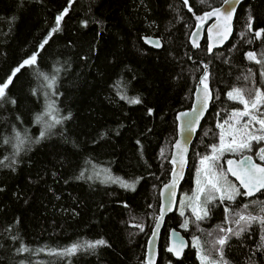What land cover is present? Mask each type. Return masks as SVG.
I'll return each mask as SVG.
<instances>
[{"label": "trees", "instance_id": "1", "mask_svg": "<svg viewBox=\"0 0 264 264\" xmlns=\"http://www.w3.org/2000/svg\"><path fill=\"white\" fill-rule=\"evenodd\" d=\"M222 1L0 0V83L38 53L36 65L16 73L7 98L0 100V264H145L159 188L172 167L176 113L191 105L203 75L213 99L191 143L176 209L161 229L157 261L199 264L193 246L175 258L166 244L172 227L187 235L178 208L188 215V204L180 195L192 191L201 159L218 156L216 174L225 172L228 185L241 192L227 175L226 161L248 153L264 164L257 155L264 141H253L250 150L213 151L217 122L243 106L227 91L236 87L249 98L264 90V63H257L264 62V32L256 36L264 30V0L238 6L224 46L208 49L203 37L192 48L189 34L198 18ZM66 8L59 30L52 32ZM143 35L159 36L161 48L147 45ZM40 73L55 77L51 88ZM134 98L140 103L128 102ZM50 124L54 127H46ZM209 195L201 193L199 199L207 216L188 219L192 226L195 221L206 248H221L218 239L207 241L211 231L226 237L223 256L219 251L210 257L226 264H264V225L242 221L246 224L223 234L236 207L264 215V192L223 202L217 194L209 201ZM97 240L106 244L87 247ZM72 244L84 246L71 255L56 254ZM22 245L30 251L19 253Z\"/></svg>", "mask_w": 264, "mask_h": 264}, {"label": "snow or ice", "instance_id": "2", "mask_svg": "<svg viewBox=\"0 0 264 264\" xmlns=\"http://www.w3.org/2000/svg\"><path fill=\"white\" fill-rule=\"evenodd\" d=\"M185 2H187V0H185ZM224 4L228 5L229 0H224ZM67 11L68 9L66 8L64 12H62L60 15L56 17V22H55L56 26L52 29V32L59 30L60 22L63 19V16L67 13ZM233 11L234 9L221 11L220 8H216L213 9L211 12L204 13V17L198 19L208 18L212 16H216L218 19L222 18L225 31L223 33L218 32L217 35L220 36L221 39H226L227 31H228V23L232 18ZM249 27H251L250 24ZM261 32H264V30L256 32V36L259 37L261 35ZM44 43H47V40H45ZM151 43H154L157 47L160 46L159 43L156 41H151ZM43 46H44L43 44L40 45L41 48H43ZM37 55L38 53H34L28 59H25L13 71V73L8 77L6 81L0 83V100H5L7 98V90L9 89L10 84L13 82V77H15L16 73L20 72L22 68L36 65ZM248 58L251 60L256 59L254 53H248ZM257 63H264V62L257 61ZM40 75L43 76L44 81H47L46 86L51 88L55 81V77L50 78L48 76H45L43 73H40ZM261 75H264V73H262ZM206 80H207V76H204L201 82L204 83V81ZM204 88H205V97L207 98L206 84H204ZM35 94H36V90L34 89L33 95ZM227 96L230 100H235L238 101L240 104H242L243 110L233 112L232 116L228 121H224V124L218 125L221 128V136H220L221 143L219 145V148H217V146L214 145L213 151L214 153L216 151H219L222 154L224 151L237 152L245 149L250 150L253 141L257 143L264 141V112H262V108H264V90L256 89L253 96L246 98L242 89L234 88L227 93ZM122 98L127 99L126 96ZM10 102L12 104L16 103L14 99H12ZM128 102L135 104V103H140V100L139 98H134L129 100ZM257 113H260V115H257ZM182 115H186V113ZM240 117H249V119L245 121L241 127H236L234 124L231 123L232 120H237L238 123V118ZM41 119L42 117L40 115H37L36 117L37 122L41 121ZM254 122L255 124H259V128L256 130V132L252 131V128L254 127ZM55 123H61V121L56 120ZM225 125H228L230 129V131L228 132V136H230V140L227 142L225 141V132H224ZM46 127L48 128L54 127V124L47 125ZM40 136L44 137L45 132L42 131L40 133ZM19 143L23 144V141L21 140ZM176 146L180 147L179 143H177ZM257 155L259 156V159L261 161H264V147H261L259 149ZM216 159H218V156L216 155H213L211 157L206 156L201 159V165L205 166L203 168L205 175L204 186L199 187L200 181L199 180L197 181L198 193H204V192L210 193L209 201L217 198L215 195H211V194H219V200L223 202L225 200L234 201L237 196L252 197L256 193L264 192V164H258L253 162L251 157H245L244 159H241L239 161L228 160L227 163L229 165V168L227 169V171L237 178V180L240 183V186L244 189V191L241 192L240 189L237 188L235 185H228L226 181L224 183H221V181L224 180V177L222 175H217L215 172H213L212 165H206V161H210V160L215 161ZM232 165L235 166L233 167ZM81 177H83V172H81ZM120 183L125 188H134V184H129L124 181H120ZM174 183L175 181H173V184ZM190 199L199 201L200 197L199 195H197L194 198H190ZM260 203H261L260 211L261 213H264V202H260ZM247 207L248 205H245V208ZM192 211L197 221L204 219L208 214L207 209L199 204H193ZM225 211L227 212L228 209H225ZM181 215H183V212H181ZM241 221H247V222L258 221L259 223L264 225V215H259V216L241 215L239 219L236 221V223L239 224ZM187 226H188V221L186 220L181 225V227L187 228ZM228 231L230 232L231 229H228ZM153 235H155V233ZM235 235H240V233L236 232ZM216 243L221 246L219 251L222 257L223 256L222 246L226 243V237L219 239ZM105 244L106 241L97 240L95 242H88L87 247L95 248L97 246L105 245ZM83 246L84 245H80V244H72L70 247L56 254L71 255L74 254L79 248ZM192 246L197 248L198 256L201 260V264H206L207 257H205L202 254V247L200 244L199 237H193ZM184 247L185 245L183 241H181L179 244H176L174 242L172 247H170L168 250L170 252H173L177 257H179L182 254ZM17 251L19 253H25V252H29L30 250L22 245ZM39 251H44V249H40ZM224 264H226V262H224Z\"/></svg>", "mask_w": 264, "mask_h": 264}, {"label": "water", "instance_id": "3", "mask_svg": "<svg viewBox=\"0 0 264 264\" xmlns=\"http://www.w3.org/2000/svg\"><path fill=\"white\" fill-rule=\"evenodd\" d=\"M243 1L244 0H229V4L225 5L223 0L218 6L204 11L203 17L204 13L211 12L213 9L216 8H220L221 11L234 9L232 18L228 23L227 38L221 39L220 36L217 35L218 32L223 33L225 31L222 18L218 19L216 16L203 18L195 23L193 29L189 34V40L192 45V48H196L201 43L203 37H205L206 39L208 49L220 48L224 46L233 34L235 15L238 6ZM142 40L147 45L154 48H161L162 46V40L157 35H143ZM151 41L158 42L160 46L157 47L154 43H151ZM202 78L203 75H200L194 87L191 105L189 107H185L178 110L176 113V137L172 143L169 157V161L172 167L168 179L163 182L159 188L158 214L153 223L152 231L147 240L145 251V264H150V262L151 264H157L161 229L163 227L166 216L176 209L180 185L187 171L189 161L188 156L190 152L191 143L194 140L196 133L199 130L200 125L203 119L205 118L207 111L210 108V103L213 99V91L210 85L205 81L204 83H202ZM204 84L207 85V98L205 97ZM185 113L186 115H182ZM177 143H179L180 147L176 146ZM245 157H251L253 162L263 164L256 160L253 155L248 153L238 157H230L228 160L239 161L241 159H244ZM228 160L226 161V169L229 168V165L227 163ZM232 166L234 167L235 165ZM228 174L240 186V183L237 178L233 176L230 172H228ZM173 181H175L174 184ZM241 189L243 188L241 187ZM154 233L155 235H153ZM181 241H183L185 247L183 249L182 254L177 257L173 252H170L168 249L172 247L174 242L176 244H179ZM189 245V238L180 229L176 227H172L169 229L168 244L166 249L175 258H180Z\"/></svg>", "mask_w": 264, "mask_h": 264}, {"label": "rangeland", "instance_id": "4", "mask_svg": "<svg viewBox=\"0 0 264 264\" xmlns=\"http://www.w3.org/2000/svg\"><path fill=\"white\" fill-rule=\"evenodd\" d=\"M234 88H236V87H234ZM233 88V89H234ZM232 89H230L229 91H231ZM229 91H227V93L229 92ZM243 110V106L241 107V108H235V109H232V111H231V115H230V117L232 116V113L233 112H237V111H242ZM262 112H264V108H262ZM257 115H260L259 113H257ZM249 119V117H244V119H242V117H240V118H238V123H237V120H232L231 121V123L232 124H234L236 127H241L243 124H244V122L245 121H247ZM229 119H226V120H221L219 123L217 122V126L218 125H221V124H224V121H228ZM218 128H219V137H218V141H217V143H216V146H217V148H219V145H220V143H221V140H220V136H221V128L218 126ZM259 128V125H256L255 123H254V127L252 128V131L253 132H256V130ZM230 131V129H229V127H228V125H225L224 126V132H225V141L227 142V141H229L230 140V136H228V132ZM257 134H259V133H257ZM264 147V146H263ZM212 156V154H210L208 157H211ZM201 163V162H200ZM217 164V162L216 161H212V162H210V161H206V165H212V171L213 172H215L216 173V167H215V165ZM205 166H202L201 165V170L200 169H197L196 170V172H195V174H194V183H193V189H192V191L191 192H186V191H183L182 193H181V195H180V201H182V203L183 204H185L186 203V201H187V204H188V215L185 213V208H183V209H179L178 208V210H179V215L183 218V219H186L187 221H188V226H187V228H184L185 229V231H186V233H187V236H188V238H189V242H190V245L192 246L193 245V237H199L196 233H195V221H194V226H192L191 225V222L189 221V219H188V216L190 215V217H191V219H195V215L193 214V211H192V205L193 204H199L200 205V201H196V200H194V199H190V198H194L195 196H197V195H199V197H201V193H198V191H197V189H198V184H197V181L199 180L200 181V185H199V187H203L204 186V181H205V175H204V171H203V168H204ZM227 175L229 176V177H231L229 174H228V172H227ZM223 177H224V180H222L221 181V183H224L225 181L227 182V184H228V181H227V179H226V176H225V172L223 173ZM232 178V177H231ZM233 179V178H232ZM234 180V179H233ZM218 195V197H219V194H217ZM179 201V202H180ZM194 201V202H193ZM245 207V206H244ZM181 212H183V215H181ZM233 212H235L237 215H235L234 217H231L230 219L228 218V217H226V220H225V224H226V226H225V228L223 229V234L225 233V232H228V229H230L231 228V226H242L245 222L247 223V221H245V222H240L239 224H237L236 223V221L239 219V217L241 216V215H244V216H249V214H246V212H245V210L243 209V208H239V207H236L235 208V210L233 211ZM181 217L179 218V222L181 223ZM237 219V220H236ZM185 220V221H186ZM184 221V222H185ZM183 222V223H184ZM182 223V224H183ZM245 223V224H246ZM181 224V225H182ZM244 224V225H245ZM221 232H222V230H221ZM218 235H219V233L218 232H214V231H211L209 234H208V237H206V239H207V241H211L213 238H215V239H221L222 237H218ZM199 240H200V244H201V247H202V254L205 256V257H207V261H206V264H224V262L220 259V257H215V258H211L210 256H211V253H219V249H218V247H213V245H210V244H208L209 245V247L208 248H206L205 246H204V244H203V242L201 241V239H200V237H199ZM168 244V243H167ZM166 244V245H167ZM194 249H195V256L198 258V263L199 264H201V260H200V258H199V256H198V250H197V248H195L194 247ZM164 262H165V264H171V262H170V260L168 259V258H165L164 259Z\"/></svg>", "mask_w": 264, "mask_h": 264}]
</instances>
